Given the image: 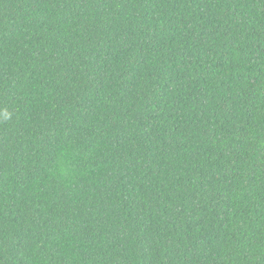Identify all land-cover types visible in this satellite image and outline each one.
Instances as JSON below:
<instances>
[{
  "label": "trees",
  "instance_id": "obj_1",
  "mask_svg": "<svg viewBox=\"0 0 264 264\" xmlns=\"http://www.w3.org/2000/svg\"><path fill=\"white\" fill-rule=\"evenodd\" d=\"M0 264H264V0H0Z\"/></svg>",
  "mask_w": 264,
  "mask_h": 264
}]
</instances>
